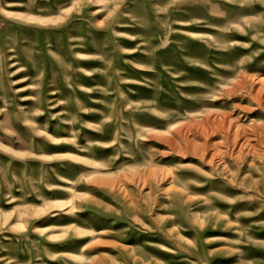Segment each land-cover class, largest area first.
I'll list each match as a JSON object with an SVG mask.
<instances>
[{
  "label": "rangeland",
  "instance_id": "374dc122",
  "mask_svg": "<svg viewBox=\"0 0 264 264\" xmlns=\"http://www.w3.org/2000/svg\"><path fill=\"white\" fill-rule=\"evenodd\" d=\"M0 264H264V0H0Z\"/></svg>",
  "mask_w": 264,
  "mask_h": 264
}]
</instances>
